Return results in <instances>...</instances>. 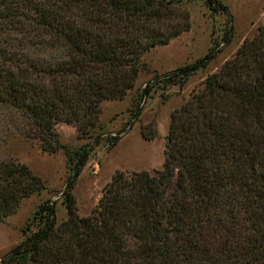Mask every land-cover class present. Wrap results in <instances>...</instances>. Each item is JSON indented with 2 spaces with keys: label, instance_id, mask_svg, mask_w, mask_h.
Wrapping results in <instances>:
<instances>
[{
  "label": "trees",
  "instance_id": "trees-1",
  "mask_svg": "<svg viewBox=\"0 0 264 264\" xmlns=\"http://www.w3.org/2000/svg\"><path fill=\"white\" fill-rule=\"evenodd\" d=\"M204 3L227 13L220 0ZM189 28L175 0H0V145L12 132L49 154L63 149L70 173L65 219L41 203L0 264H264V19L171 112L162 168L116 171L91 213H77L72 188L100 140L71 150L56 125L88 137L102 102L134 88L142 56ZM232 37L230 17L202 58L145 85L131 119L155 85L183 87ZM45 189L26 164L0 156V223Z\"/></svg>",
  "mask_w": 264,
  "mask_h": 264
},
{
  "label": "rangeland",
  "instance_id": "rangeland-1",
  "mask_svg": "<svg viewBox=\"0 0 264 264\" xmlns=\"http://www.w3.org/2000/svg\"><path fill=\"white\" fill-rule=\"evenodd\" d=\"M175 1L187 10L190 28L168 44L158 45L142 56L144 68L134 88L122 100L102 102L100 126L92 130L88 137L78 138L74 126L63 123L56 125L60 144L71 150L84 144H93L97 137L100 140L89 153L72 188L80 216L91 213L104 186L116 171L130 173L145 170L152 173L162 168L171 112L185 103L193 91L200 90L205 78L230 59L246 38H252L264 19V0H220L227 6V13L214 15L208 11L204 0ZM230 17L232 40L227 45L220 44L221 52L216 58L205 69L191 75L183 87L155 85L151 95L140 102L141 115L132 120L131 110L145 85L151 84L155 75L167 74L202 58L209 51L212 41L220 43ZM146 126L155 128L154 138L144 137L142 130ZM114 137H118L119 141L110 145ZM0 156L14 157L26 164L35 175L42 178L46 187L40 194L24 198L16 212L0 223L1 259L21 240V230L44 201L55 203L58 221L65 219L66 209L61 195L70 173L63 149L49 154L42 151L35 141L12 132L4 137Z\"/></svg>",
  "mask_w": 264,
  "mask_h": 264
}]
</instances>
